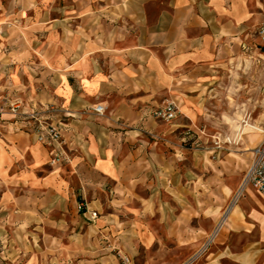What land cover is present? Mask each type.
<instances>
[{
	"label": "rangeland",
	"instance_id": "rangeland-1",
	"mask_svg": "<svg viewBox=\"0 0 264 264\" xmlns=\"http://www.w3.org/2000/svg\"><path fill=\"white\" fill-rule=\"evenodd\" d=\"M167 3L146 0L150 21ZM139 4L0 0V264L206 260L211 241L181 251L162 236L154 198H167L169 182L161 166L175 157L183 171L201 149L223 138L263 137L264 76L255 78L262 102L251 109L254 119L235 116L225 125L214 119L190 128L179 108L171 120L154 115L156 107L174 102L163 91L143 111L140 123L96 145L93 134L104 113L99 102L110 98L107 87L118 65L114 55L126 37L136 34L135 15L127 11ZM256 52L243 55L234 66L264 74V47L259 44ZM245 122L258 128L247 126L238 133ZM239 190L232 201L244 202L247 220L249 213L255 217L259 239L264 199L252 188Z\"/></svg>",
	"mask_w": 264,
	"mask_h": 264
},
{
	"label": "crops",
	"instance_id": "crops-1",
	"mask_svg": "<svg viewBox=\"0 0 264 264\" xmlns=\"http://www.w3.org/2000/svg\"><path fill=\"white\" fill-rule=\"evenodd\" d=\"M129 8L127 12L135 15L136 34L126 37L122 51L114 55L118 65L107 87L110 98L99 102L104 113L93 134L96 145L104 138H119L129 124L140 123L143 111L163 91L190 128L214 119L225 125L235 116L254 119L251 109L262 102L255 78L264 74L234 65L243 55L257 53L264 0H168L154 21H150L146 0ZM246 108L248 114L241 111ZM261 136L246 134L216 141L201 149L198 159L183 171L175 157L162 161L161 167L168 171L169 191L166 199L158 196L154 202L164 226L162 236L177 249L191 250L211 241L203 264H224L226 260L264 263V233L256 238L255 217L249 213L246 219L240 198L232 201L254 160L253 149L264 139Z\"/></svg>",
	"mask_w": 264,
	"mask_h": 264
},
{
	"label": "built area",
	"instance_id": "built-area-1",
	"mask_svg": "<svg viewBox=\"0 0 264 264\" xmlns=\"http://www.w3.org/2000/svg\"><path fill=\"white\" fill-rule=\"evenodd\" d=\"M257 33L260 37L259 44L264 47V22L258 27ZM154 115L165 120L174 119L178 113V107L174 102L167 101L153 110ZM254 160L245 171L241 188H252L262 199H264V140L254 149Z\"/></svg>",
	"mask_w": 264,
	"mask_h": 264
},
{
	"label": "bare ground",
	"instance_id": "bare-ground-1",
	"mask_svg": "<svg viewBox=\"0 0 264 264\" xmlns=\"http://www.w3.org/2000/svg\"><path fill=\"white\" fill-rule=\"evenodd\" d=\"M249 127V128H258L257 126H255V125H251V124H249L248 122H245V124H241V125H239L238 127H237V131H238V133H244V132H246L245 130H246V127Z\"/></svg>",
	"mask_w": 264,
	"mask_h": 264
}]
</instances>
